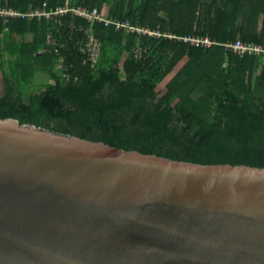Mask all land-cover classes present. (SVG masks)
Here are the masks:
<instances>
[{
  "label": "trees",
  "instance_id": "16d2710c",
  "mask_svg": "<svg viewBox=\"0 0 264 264\" xmlns=\"http://www.w3.org/2000/svg\"><path fill=\"white\" fill-rule=\"evenodd\" d=\"M66 2L105 11L111 24L0 16V118L144 154L264 167V55L226 46L264 47V0H0V8ZM192 36L214 44L183 41Z\"/></svg>",
  "mask_w": 264,
  "mask_h": 264
},
{
  "label": "water",
  "instance_id": "95a60500",
  "mask_svg": "<svg viewBox=\"0 0 264 264\" xmlns=\"http://www.w3.org/2000/svg\"><path fill=\"white\" fill-rule=\"evenodd\" d=\"M0 264H264V167L0 118Z\"/></svg>",
  "mask_w": 264,
  "mask_h": 264
},
{
  "label": "built area",
  "instance_id": "2783aa9c",
  "mask_svg": "<svg viewBox=\"0 0 264 264\" xmlns=\"http://www.w3.org/2000/svg\"><path fill=\"white\" fill-rule=\"evenodd\" d=\"M65 15H71L76 16L79 18H82L86 20L89 23L98 22L103 23L105 26H109L111 24V20H109L106 16L105 11H99L96 8L93 9H87L84 7H74L68 4L64 6L55 8V9H49L44 4L43 7L39 10H31L27 12H21L9 7H2L0 8V16L3 17L4 21L7 22V20H13V19H33L34 17H45V18H52L55 16H65ZM116 28L118 30H132V27H130L128 22H116L115 23ZM157 36H160V33L156 32L154 33ZM190 39L193 41V43L190 42ZM94 39L90 40V43H93ZM186 43H190L191 45H202L205 47L211 46L213 41H211L208 37L199 38V37H186L183 39ZM228 48H231L234 52L241 53V54H253V55H264V47H259L252 44H245L241 41H237L234 44H228L226 45ZM89 47V44H88ZM92 50V59L93 61H96L98 59L99 54V47L97 43H93V46L91 47Z\"/></svg>",
  "mask_w": 264,
  "mask_h": 264
},
{
  "label": "rangeland",
  "instance_id": "374dc122",
  "mask_svg": "<svg viewBox=\"0 0 264 264\" xmlns=\"http://www.w3.org/2000/svg\"><path fill=\"white\" fill-rule=\"evenodd\" d=\"M187 38H188V37H187ZM190 42L193 43V41H192L191 39H190ZM38 82H39V83H42V82H45V80H42V78L39 77V78H38Z\"/></svg>",
  "mask_w": 264,
  "mask_h": 264
}]
</instances>
